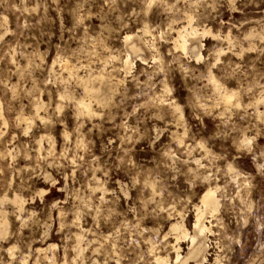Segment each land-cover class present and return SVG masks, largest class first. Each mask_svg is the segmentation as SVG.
<instances>
[{
  "label": "clouds",
  "instance_id": "clouds-1",
  "mask_svg": "<svg viewBox=\"0 0 264 264\" xmlns=\"http://www.w3.org/2000/svg\"><path fill=\"white\" fill-rule=\"evenodd\" d=\"M0 264H264V0H0Z\"/></svg>",
  "mask_w": 264,
  "mask_h": 264
}]
</instances>
